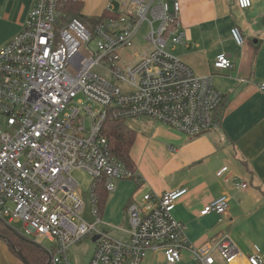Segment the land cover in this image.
I'll list each match as a JSON object with an SVG mask.
<instances>
[{
  "label": "built area",
  "instance_id": "built-area-1",
  "mask_svg": "<svg viewBox=\"0 0 264 264\" xmlns=\"http://www.w3.org/2000/svg\"><path fill=\"white\" fill-rule=\"evenodd\" d=\"M68 1L80 0H33L21 29L0 46V220L22 222L25 233L46 237L52 243L47 264H73L70 248L95 235L88 264H140L149 250H162L167 264H179L182 248L201 264H215V254L227 263L242 258L228 234L199 247L187 240L184 223L172 214L185 187L147 192L141 205L129 202L125 240L97 229L99 184L111 192L115 180L142 181L111 154L105 120L150 117L195 136L218 126L213 113L223 96L212 75H196L172 53L183 38L179 0H119L115 13L107 8L115 15L91 26L78 18L61 22ZM236 3L244 9L252 0ZM143 27L145 46L122 63L118 52L132 47ZM230 34L244 44L238 26ZM213 67L228 69L232 61L221 53ZM258 87L264 91V82ZM73 170L92 179L93 222L80 216L84 202ZM233 182L235 189L249 185L238 177ZM228 200L221 194L201 214H225ZM246 259L264 264L258 254Z\"/></svg>",
  "mask_w": 264,
  "mask_h": 264
},
{
  "label": "crops",
  "instance_id": "crops-1",
  "mask_svg": "<svg viewBox=\"0 0 264 264\" xmlns=\"http://www.w3.org/2000/svg\"><path fill=\"white\" fill-rule=\"evenodd\" d=\"M179 1L183 38L173 51L178 49L176 55L196 75H212L223 96L220 125L189 136L150 117L135 119L148 129L136 132L130 152L142 181L116 180L115 189L107 192L101 217L110 218V206L117 202L127 220L128 203L141 205L143 194L185 187L172 214L184 223L187 240L199 247L228 234L242 258L227 263L215 254V264H249L250 254L264 259V91L258 87L264 82V0H252L244 9L236 0ZM32 5L33 0H0V46L21 29ZM79 5V13L88 17L120 8L119 0H80ZM234 25L244 35L242 46L231 37ZM221 53L231 59L232 67H213ZM223 166L228 170L217 176ZM234 177L247 181L248 187L235 189ZM223 193L229 196L225 214H201L205 205ZM124 235L126 239L125 230ZM0 264H26L1 236ZM140 264L167 261L162 250H149ZM179 264L201 263L182 248Z\"/></svg>",
  "mask_w": 264,
  "mask_h": 264
},
{
  "label": "trees",
  "instance_id": "trees-1",
  "mask_svg": "<svg viewBox=\"0 0 264 264\" xmlns=\"http://www.w3.org/2000/svg\"><path fill=\"white\" fill-rule=\"evenodd\" d=\"M80 1H68L63 4L62 23H66L72 18H78L87 26H91L107 17L113 16V13H103L100 16H85L79 13ZM115 13V12H114ZM222 102L218 105L213 113V119L220 125V114ZM102 133L108 140V146L111 154L119 161L123 162L128 167H133L134 161L131 158L130 152L136 140V131L126 124L123 120H114L108 118L103 124ZM98 198L99 213L102 214L104 209L107 191L101 183L96 189ZM0 236L5 238L12 250L22 258L26 264H47L50 254L46 249H43L39 244L21 236L17 231L11 228L8 224L0 220Z\"/></svg>",
  "mask_w": 264,
  "mask_h": 264
},
{
  "label": "rangeland",
  "instance_id": "rangeland-1",
  "mask_svg": "<svg viewBox=\"0 0 264 264\" xmlns=\"http://www.w3.org/2000/svg\"><path fill=\"white\" fill-rule=\"evenodd\" d=\"M144 33H145V28L143 27L139 31V34L136 36L133 42V46L121 52H118L122 58L121 60L122 63H126V61L128 60V57L132 55V52L134 49L145 46L146 42L143 39ZM91 46H93V44H91ZM173 52L174 54H176V52H178V49H176ZM125 122L128 126L132 127L136 132L145 133L148 130L146 128V125L143 122L136 121L133 118L127 119ZM148 126L149 125L147 124V127ZM167 126L171 127L170 125H167ZM71 175L78 182V187L76 188V191L78 192L80 198H82L84 202V207L82 208V211L80 212V216L86 221L93 222L95 220V216L92 214V211H91V198H90V190H91L90 183L92 179L90 175H88L86 172L82 170H73L71 172ZM115 183H116V180H115ZM117 211H119V206H118V203L115 202L111 204L110 210L108 212V214H111L112 216H114V218H112L111 215H110V218L112 219L106 216L101 217L102 222L97 225V229H99L102 233H108L119 240H125L124 230H126V226H127L126 215L121 210L119 212ZM117 217H118V220L116 219ZM9 226L13 228L15 231L17 230L18 232H20L22 235H25L27 238H29L33 242L39 244L43 249H46V250L49 249L52 244L43 235L35 236L33 234L30 235V234L25 233L24 229L22 228V222H14V223H11ZM95 244L96 243L93 242L91 237H87V238H84L81 242L71 247L68 255L72 263L73 264H88L95 251V247H96Z\"/></svg>",
  "mask_w": 264,
  "mask_h": 264
},
{
  "label": "water",
  "instance_id": "water-1",
  "mask_svg": "<svg viewBox=\"0 0 264 264\" xmlns=\"http://www.w3.org/2000/svg\"><path fill=\"white\" fill-rule=\"evenodd\" d=\"M97 238H98V235H95V236H93L92 240L94 241Z\"/></svg>",
  "mask_w": 264,
  "mask_h": 264
}]
</instances>
